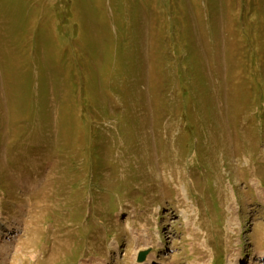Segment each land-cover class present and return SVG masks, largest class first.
<instances>
[{"label":"rangeland","instance_id":"374dc122","mask_svg":"<svg viewBox=\"0 0 264 264\" xmlns=\"http://www.w3.org/2000/svg\"><path fill=\"white\" fill-rule=\"evenodd\" d=\"M0 235V264H264V0H0Z\"/></svg>","mask_w":264,"mask_h":264},{"label":"bare ground","instance_id":"6f19581e","mask_svg":"<svg viewBox=\"0 0 264 264\" xmlns=\"http://www.w3.org/2000/svg\"><path fill=\"white\" fill-rule=\"evenodd\" d=\"M6 236V235H5ZM1 245H2V236L0 235V249H1ZM5 248L2 249V253L5 252ZM6 256V254H4ZM3 256V255H2ZM1 257V255H0ZM153 255H150L149 258H147L145 261L142 262H135V264H155L154 259H153Z\"/></svg>","mask_w":264,"mask_h":264},{"label":"water","instance_id":"95a60500","mask_svg":"<svg viewBox=\"0 0 264 264\" xmlns=\"http://www.w3.org/2000/svg\"><path fill=\"white\" fill-rule=\"evenodd\" d=\"M146 254H147V251H143V252H141V253H140V257H139V259H140V260H144L145 257H146Z\"/></svg>","mask_w":264,"mask_h":264}]
</instances>
